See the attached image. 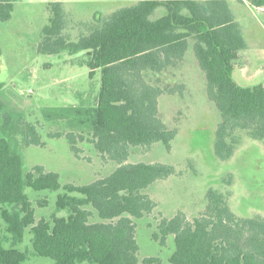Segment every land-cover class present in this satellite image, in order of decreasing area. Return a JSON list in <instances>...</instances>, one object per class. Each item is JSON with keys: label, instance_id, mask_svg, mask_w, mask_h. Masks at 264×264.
Returning a JSON list of instances; mask_svg holds the SVG:
<instances>
[{"label": "trees", "instance_id": "16d2710c", "mask_svg": "<svg viewBox=\"0 0 264 264\" xmlns=\"http://www.w3.org/2000/svg\"><path fill=\"white\" fill-rule=\"evenodd\" d=\"M15 1L0 0L1 21L11 17ZM247 1L254 7L264 5V0ZM158 8L164 13L152 18ZM48 9L38 52H83L89 75L101 70V87L94 105L48 107L42 115L66 121L72 130L65 137L77 156V139L83 135L74 130H87L96 151L117 166L90 183L63 185L55 209H67L66 216L53 212L36 219L25 187L58 190V173L40 165L24 173L20 154L0 135V264L28 259V251L18 247L27 231L32 253L49 257L54 264H136L139 247L133 218L156 206L143 189L177 174L171 164L127 161L131 146L161 142L166 150L171 148L176 129L161 118L158 98L175 91L159 76L176 68L192 49L205 75L207 97L221 116L215 131V153L220 158L230 156L236 130L264 139V85L240 86L232 77L239 52L247 44L227 0H138L99 17L90 32L75 41L62 34L66 25L62 2H49ZM0 131L21 134L27 145H43L36 126L25 122L20 112L7 110L1 98ZM206 200L204 210L192 219L183 211L161 217L153 238L164 243L173 234L175 249L169 261L264 264V219L236 216L226 195L213 188ZM88 206L98 221H90L94 213ZM143 262L161 264L156 257Z\"/></svg>", "mask_w": 264, "mask_h": 264}, {"label": "rangeland", "instance_id": "374dc122", "mask_svg": "<svg viewBox=\"0 0 264 264\" xmlns=\"http://www.w3.org/2000/svg\"><path fill=\"white\" fill-rule=\"evenodd\" d=\"M52 1L62 2L66 21L62 34L75 41L88 34L99 17L105 18L138 0H17L11 17L0 20V82L3 83L0 98L7 110L20 112L25 122L36 126L43 145H27L19 133L10 135L0 131V135L20 154L24 173L40 165L46 171L58 173L61 185L58 190L25 187L36 219L48 218L53 212L66 216L67 209H55L57 195L64 192L63 185L90 183L117 166L115 161L102 158L96 151L87 130H74L77 135H83L81 140L77 139L80 149L77 156L65 137L72 130L66 121L46 120L42 115V110L48 107L94 105L101 87V70L96 69L90 76L83 52H38L41 30L50 15L48 3ZM236 7L233 14L247 46L239 52L232 77L240 86L264 85V10L248 4ZM163 13V8H158L152 18ZM159 77L162 84L174 86L175 91L158 98L161 118L168 127L176 129L171 148L166 150L161 142L150 147L131 146L127 161L171 164L177 174L156 180L143 189L156 206L151 213L133 218L139 247L136 264H144L146 257L172 264L169 257L175 249L174 236L167 235L164 243L154 239L157 224L161 217L171 218L178 211H183L189 219L198 216L205 208L209 188L226 195L236 216L264 219V139L236 130L230 156L220 158L215 153V131L221 116L207 97L205 75L192 49L176 68ZM88 208L94 213L90 221H98L96 211ZM30 238L27 231L18 245L29 253L22 264H54L49 257L32 253Z\"/></svg>", "mask_w": 264, "mask_h": 264}, {"label": "crops", "instance_id": "0c3cea01", "mask_svg": "<svg viewBox=\"0 0 264 264\" xmlns=\"http://www.w3.org/2000/svg\"><path fill=\"white\" fill-rule=\"evenodd\" d=\"M228 1V3H229V6H230V8H231V11L232 12H235V8H237L236 6H238V5H246V4H248L251 8H257V10H260L261 9V7H263V6H261V7H254V6H252L247 0H227ZM246 3V4H245ZM116 168V167H115ZM114 168V169H115ZM113 169V170H114ZM112 170V171H113ZM111 171V172H112Z\"/></svg>", "mask_w": 264, "mask_h": 264}, {"label": "built area", "instance_id": "2783aa9c", "mask_svg": "<svg viewBox=\"0 0 264 264\" xmlns=\"http://www.w3.org/2000/svg\"><path fill=\"white\" fill-rule=\"evenodd\" d=\"M262 10H264V7H261Z\"/></svg>", "mask_w": 264, "mask_h": 264}]
</instances>
